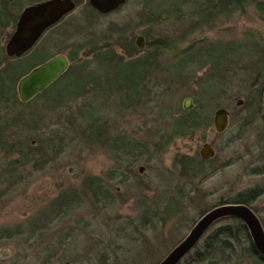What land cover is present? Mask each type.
Here are the masks:
<instances>
[{
	"label": "rangeland",
	"instance_id": "1",
	"mask_svg": "<svg viewBox=\"0 0 264 264\" xmlns=\"http://www.w3.org/2000/svg\"><path fill=\"white\" fill-rule=\"evenodd\" d=\"M183 1L153 0L154 10L176 5L178 11L144 25V0H127L109 14L90 18L85 0H79L69 15L18 58V69L23 70L41 58V50L47 58L67 55L71 48L91 40L98 42L97 47L112 43L117 58L130 46L125 40L131 34L134 44L139 35L171 43L159 53L157 68L148 67L135 95L124 88L121 93L93 90L89 83L76 98H52L57 89L73 82L74 76L68 75L45 96L0 104V171L4 175L0 185V264H110L113 260L117 264H158L201 214L250 188L262 191L252 205L264 222V174L257 172L264 167L263 110L251 115L243 102L251 95L256 74L248 64L250 55L264 51V19L247 7L192 30L193 6ZM124 28L128 32L122 34ZM13 31L0 30L4 56ZM124 35L125 39H119ZM214 41L239 42L251 54L238 70L231 71L235 77L229 80L234 83L225 93L215 100L201 95L203 106L198 107L194 93L206 71L203 57L187 59L193 61L180 77L172 70L181 67L178 60L189 47ZM148 50L152 52V48ZM144 55H148L145 49L136 53ZM91 56L89 49H83L73 64L89 65L82 72L95 74L103 86L111 85V74L120 78L124 70L128 72L126 67L114 72L99 69L90 62ZM186 98L192 103L187 111L183 110ZM218 108L229 113L222 133L213 126ZM193 109L203 111L206 127L193 135L172 137L174 120L182 111ZM92 132H105V136L95 141ZM111 142L119 148H113ZM205 143L214 150L212 158L200 164L197 173L184 174L179 160L199 152ZM31 151L23 166L8 171L10 162ZM95 177L102 183L98 201L91 198L87 187L88 180ZM52 206L55 210L48 212ZM228 222H217L204 237ZM239 254L228 264H264L248 257L244 248Z\"/></svg>",
	"mask_w": 264,
	"mask_h": 264
},
{
	"label": "trees",
	"instance_id": "2",
	"mask_svg": "<svg viewBox=\"0 0 264 264\" xmlns=\"http://www.w3.org/2000/svg\"><path fill=\"white\" fill-rule=\"evenodd\" d=\"M42 1L45 0H12L4 2L0 1V30H9L15 28L16 22L22 9L26 6ZM152 1L153 0H144L147 8V15L144 19V25L154 24L160 21L163 15H168L169 12L175 14L178 11V8L175 7L176 5L169 10L168 8L161 9L160 7L154 10L150 5ZM85 2L90 11L88 17L90 18L92 15H97L98 13L89 6L87 0H85ZM183 2L189 3L191 4V6H193L190 12L195 18V21L192 25V30L202 28L203 26H206L207 23L218 21L221 17H228L235 11H243L247 7H253L257 16L260 19H264V0H188L187 2L186 0H184ZM75 3L77 6L79 4V0H75ZM89 23L90 22H88V24ZM53 27H51L50 29H52ZM127 32V28H124L121 31L122 34H125ZM140 36L143 37L145 42V45L142 49L137 48L136 44H134L132 34L128 35L129 41L125 40V45L129 43L130 46L126 48L125 52H123V56H119L117 58H115L114 55V45L112 43L107 44L108 42L100 47H97L96 44L98 42H94L93 40H91L71 48L70 51H68L67 53V57L72 63L71 67L74 70H78L72 72V68L70 67V71L64 74L61 78L71 75L74 76L73 82L62 86L61 89H57L56 93L52 94L51 97H56L58 99L65 98L64 96L67 95L68 98H76L77 96H80L82 95V93L85 92V86L89 83L93 84V90L99 89L101 92L111 90L112 93H121L123 88L130 95H135L136 93L140 92V84L143 76L147 72L148 67L150 68L151 66H153V68H157L156 63L159 53L163 49H165L168 44H171H167L166 42H161L159 40H149L147 35ZM106 38L105 40H107ZM125 38L126 37L124 35L119 39ZM149 47L152 48V52H149ZM83 49L90 50V52L92 53L90 62H93L95 64V67L103 70L110 69L113 72L116 71L118 68L126 67L129 68L128 72L124 70L123 73H121L120 78H118L115 74H111V77L113 79L111 81V85L108 84L107 86H103V82L100 81V79H98L95 74H92L90 71L87 73L82 72V70H86L89 65H85L81 61L77 65L73 64L74 62L79 60L80 52ZM144 49L148 51V55L136 56L137 52L141 50L143 51ZM247 54V58H249V55L251 54L250 51H247L244 45L239 42L222 43L214 41L204 44L201 43L198 46L196 44L193 47H189L187 50L184 51L183 58L185 59L181 58L180 60H178L182 62L181 67L178 69V71L172 70V74L176 77L182 76V73L190 64L189 62L193 61L192 59H187L192 57H194V59H197L198 57H203L202 59L204 60L202 61L206 63V71L203 74L201 82L199 83L198 91L194 93L195 101L198 104V107H201L203 106L202 101L200 100L201 95H205L207 98L215 100L221 94L225 93L228 86L234 83H231L232 80H229V78L232 79L235 77V75L231 74V71L238 70L240 68V64L242 62L244 63V61L247 60V58L245 57ZM134 55L136 57H133ZM7 58L8 57L4 56L2 49H0V104H7L8 102L18 101L16 88L19 79L41 61L39 58L37 61H35L33 65L29 66L27 69L19 70L18 64L16 63H18L20 59L14 58L16 59L14 60V62L10 61L9 58ZM44 59L45 58H43V60ZM8 60L9 62L4 64V62ZM248 64L249 66L255 68L256 74L254 82L252 83L253 89L250 92L251 95H247L245 101L243 102L245 106L250 107L251 115H257L262 110V92L264 89V51L260 52L259 55H256L255 57H253V55H250ZM59 80H57L56 83H53L50 87L46 88L38 96H45L47 91L50 90L51 87H53L55 84H57ZM47 98L49 97L47 96ZM181 113L182 116L176 118L172 124V137L176 138L182 137L184 135H193L197 130L206 127L205 117L203 116V111H201V109H193L188 112L182 111ZM250 120L251 118L247 119L246 123L249 124ZM0 128L3 129L2 123H0ZM92 134H94L93 136H95V141L100 140V137L105 136V132L98 135H96L95 132H92ZM2 142L4 141L2 140ZM113 143L114 142H111L110 145L117 150L119 147L116 145H112ZM29 154H32V151L26 152L25 154L23 153L18 158V160L10 162L8 165V171L14 172L16 171V168L18 166H23L26 161V157H28ZM179 161L180 162L178 163H180L182 167V172L187 175L197 173L199 165L205 162V160L200 158L199 152H195L190 157H183V159ZM17 162L19 163L18 165ZM257 172L261 173V171ZM3 177L4 175L0 171V185L3 182ZM87 187L88 194L91 196V198L93 200L95 199L98 201L102 189L101 180L97 177L90 178L87 182ZM260 194V189L250 188L239 193L231 201L219 202L217 205L224 203H240L246 206H250V204ZM2 195L3 191L0 189V197ZM69 196L72 195L70 194ZM68 202L67 206L70 205V202ZM59 204L60 202L58 203V205ZM51 210H55V207L52 206L50 209H47L48 212ZM221 220H227L230 222L216 227L213 231L208 233L207 236H203L193 248L194 251L192 253L189 252L180 261L179 264H228L232 263V260L240 255L239 253L243 248L247 252L248 257L253 259H259L264 262V258L255 249L248 235L247 229L240 220L236 218L227 217L216 221L214 224ZM198 246L199 248H197ZM98 264L107 263L101 262ZM110 264L117 263L113 260V262Z\"/></svg>",
	"mask_w": 264,
	"mask_h": 264
},
{
	"label": "water",
	"instance_id": "3",
	"mask_svg": "<svg viewBox=\"0 0 264 264\" xmlns=\"http://www.w3.org/2000/svg\"><path fill=\"white\" fill-rule=\"evenodd\" d=\"M12 1V0H0ZM127 0H87L89 6L101 15L109 14L120 8ZM74 0H45L26 6L21 11L15 29L5 43V54L8 58H19L31 50L43 33L57 24L75 9ZM142 36L136 37L138 48L144 46ZM69 62L62 54H58L29 73L21 77L17 83V95L20 102H28L50 86L68 68ZM241 100L237 105L241 104ZM192 108L190 98L183 101V110ZM262 109L264 114V89L262 92ZM228 125V112L218 108L214 112L213 126L217 133H222ZM200 158H212L214 150L205 143L199 151ZM142 171V168L139 169ZM236 218L247 229L248 235L257 252L264 258V230L254 212L240 203H225L212 207L204 212L193 224L189 233L158 264H179L193 250L208 229L222 218Z\"/></svg>",
	"mask_w": 264,
	"mask_h": 264
},
{
	"label": "flooded vegetation",
	"instance_id": "4",
	"mask_svg": "<svg viewBox=\"0 0 264 264\" xmlns=\"http://www.w3.org/2000/svg\"><path fill=\"white\" fill-rule=\"evenodd\" d=\"M74 1H75V0H74ZM75 8H76V7H75ZM98 14H99V13H98ZM99 15H101V14H99ZM35 46H36V45H35ZM35 46H34V47H35ZM32 49H33V48H32ZM32 49H31V50H32ZM31 50H30V51H31ZM40 50H41V49H40ZM30 51H28V52H30ZM38 51H39V50H38ZM38 51H37L36 53H39ZM28 52H27V53H28ZM41 52H43V55H42L41 58H40V60H41L40 63H38L37 65H35L32 69H34V68L38 67L39 65L43 64L44 62H46V61L49 60L50 58H52V57L58 55V54H56V55H53V56L47 58L46 55H45V53H44L45 51L41 50ZM27 53H26V54H27ZM26 54H24V55H26ZM24 55H23V56H24ZM62 55H64V54H62ZM64 56H65L66 59L68 60V62H69V66H70V63H71V62L69 61L67 55H64ZM43 58H45V59L43 60ZM69 66H68V68H69ZM68 68H67V70H68ZM32 69H30L27 73H29ZM67 70H66L61 76H59V77H58L53 83H56L57 80H59V79H60V78H61V77L67 72ZM27 73H26V74H27ZM53 83H52V84H53ZM52 84H51V85H52ZM51 85H50V86H51ZM44 90H45V89H44ZM262 110H263V109H262ZM227 112H228V111H227ZM263 116H264V114H263ZM228 119H229V113H228ZM260 174H264V167L262 168ZM260 190H261V189H260ZM261 192H262V191H261ZM259 196H260V195H259ZM259 196H258V197H259ZM258 197H257V198H258ZM254 201H255V200H254ZM254 201H253V202H254ZM224 204H225V203H224ZM216 206H217V205H216ZM213 207H214V206H213ZM248 207H249V208L254 212V214L257 216V218H258V220L260 221V224H261V226H262V228H263V230H264V222H263V220L259 217V215L255 212V209H254L252 203H251L250 206H248Z\"/></svg>",
	"mask_w": 264,
	"mask_h": 264
}]
</instances>
